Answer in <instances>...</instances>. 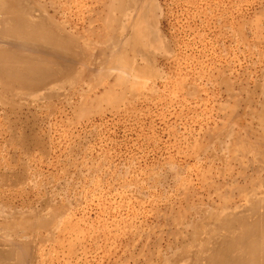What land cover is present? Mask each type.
Masks as SVG:
<instances>
[{
	"label": "rangeland",
	"instance_id": "374dc122",
	"mask_svg": "<svg viewBox=\"0 0 264 264\" xmlns=\"http://www.w3.org/2000/svg\"><path fill=\"white\" fill-rule=\"evenodd\" d=\"M29 1L88 55L24 84L0 72V264H190L209 214L264 193V0ZM110 14L149 70L132 88L89 71Z\"/></svg>",
	"mask_w": 264,
	"mask_h": 264
},
{
	"label": "bare ground",
	"instance_id": "6f19581e",
	"mask_svg": "<svg viewBox=\"0 0 264 264\" xmlns=\"http://www.w3.org/2000/svg\"><path fill=\"white\" fill-rule=\"evenodd\" d=\"M27 2L28 3L24 4V6H21L20 3L15 0H1L0 1V24H4L6 22L7 24L10 23L8 24V26L0 30V33H3V36L0 37V39L2 41H8V42H3V43L9 44V45L13 44L14 46H19V47L26 45L25 47L28 49V52L30 54V57L28 59L21 60L22 62H24V64H20L19 66H16V64L20 62L19 59L17 60L16 56L14 55L16 53H12L9 50H7L8 52H6L4 51L5 49L0 50V64H1L0 72L4 74V76L8 77L9 79L17 80V81H20L21 84H24V81H25L24 79H29L30 81L38 77L48 79L49 77L54 76V73L56 71L64 72V70H68V69H63V67L60 70H56L58 68V67L56 68V65L54 62L56 60H57L56 63H58L59 61L63 63H65V61L66 62L69 61L70 63H73V65L69 63L68 64L70 66L72 65L73 70L75 69L76 71L77 68L79 67L78 66L76 68L77 64L83 61L81 54L85 53L84 56L86 55L85 50L84 52H82L83 46L81 47L80 38H78L79 36L69 35V33L66 32L67 30L64 27H59L57 24H54L52 22L49 23L47 18L44 16V14H47V13L43 14L41 11L38 10V12L40 13L39 16L33 17L32 15L34 14L35 7L33 6L32 2L30 3L29 0H27ZM68 3L70 4V2ZM108 6L110 5L108 4ZM112 8L113 6H111V9ZM17 9L18 11L16 12ZM12 10L14 11L13 13L16 12L15 15L9 14L10 16H7V17H6V14L4 15V13H9ZM24 11H27V14H24L23 13ZM17 13H20L22 15L24 14L26 17L25 18L20 17L16 15ZM110 13H112V11ZM139 15L141 16V14ZM118 23H119L118 18H115V17L111 18V14H110L109 24H110L111 34L107 36L105 32V36L108 39V42H107L108 44L107 46L105 45L106 46L105 48H100V49H98L99 47L97 48V45H95L96 46L95 48L97 49L95 50V52L90 54L91 60L89 58V60L91 61V64L88 62L89 65H91V68L89 67V71H91L92 73H96L97 75L102 74L104 71L106 74H108L107 73L108 70H106V68L109 67L110 69H113L111 72H114L115 70V73H114L116 75L115 84H118L120 86H125L126 88H132V87H135L134 86L135 83L131 82L132 78H129L130 76L129 74H131V77L133 76V80H135L137 79L136 77L138 74H142V75L149 74L148 73L149 70L145 68L144 69L141 68L142 66L140 67L138 63L134 62L135 59L134 60L131 59L132 56L130 58L129 53L127 54L124 49H121L119 47L120 43H122V42L119 43V40L121 41L124 37L122 35L116 36L117 34L113 35V32H116L114 31V27ZM100 38L104 39V36ZM9 39H12V40L9 41ZM86 49L88 50V48ZM157 49L158 48L156 46V50ZM129 52L131 51L129 50ZM35 54H40L41 60L38 58H34ZM136 56L134 57L136 58ZM86 60L84 61V63L86 62ZM87 64H86V68L84 67V69L88 68ZM60 65H63V64L60 63ZM85 74L87 76L89 74L88 71H85ZM103 75L104 74H102L101 76ZM108 75H106V77ZM57 77H60V75H58ZM88 77L90 78L91 76L88 75L87 78ZM95 77L97 76H94L93 79H95ZM101 78H100V81L104 79V78L102 79ZM107 78H110V77L108 76ZM90 79L91 81L93 80L92 78ZM52 80L54 82L55 79H52ZM55 82L57 83L58 81H55ZM98 82H99V79H98ZM100 87L102 86L100 85ZM263 123H264V120H263ZM262 140H264V138ZM260 144L262 145V143ZM263 188H264V185H263ZM248 189L249 188H246V190ZM256 194L254 195L256 196ZM259 194H260L259 199L255 200V202H253L249 207L246 208V205H242L244 208L243 212H245L246 214L239 213L237 209L233 211H231V209H224L223 211H220L218 213L209 214V216L213 218L212 221H214V224L212 225L209 222L206 223L209 226V232L207 234L206 240H204V238L202 237L201 232H200L201 234H198V233L193 234L192 239L195 242V244L192 245L190 250L193 249L192 252L194 253L191 255H189V252L187 253L189 263L190 264H264V193H259ZM210 225H211V228H210ZM194 227L195 229L198 228V230L201 231L202 230L201 228L203 227V225L201 226L194 225ZM1 253L5 255V253L3 252ZM0 257L5 258L3 257V255ZM3 263L5 262H2V264Z\"/></svg>",
	"mask_w": 264,
	"mask_h": 264
},
{
	"label": "crops",
	"instance_id": "0c3cea01",
	"mask_svg": "<svg viewBox=\"0 0 264 264\" xmlns=\"http://www.w3.org/2000/svg\"><path fill=\"white\" fill-rule=\"evenodd\" d=\"M23 13H24V14H27V11H24Z\"/></svg>",
	"mask_w": 264,
	"mask_h": 264
}]
</instances>
